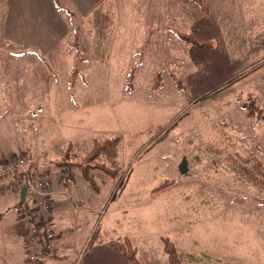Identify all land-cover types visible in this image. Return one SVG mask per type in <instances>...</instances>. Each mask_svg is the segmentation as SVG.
Segmentation results:
<instances>
[{"label":"rangeland","instance_id":"obj_1","mask_svg":"<svg viewBox=\"0 0 264 264\" xmlns=\"http://www.w3.org/2000/svg\"><path fill=\"white\" fill-rule=\"evenodd\" d=\"M103 1L87 17L84 2L0 0V162L26 158L30 174L74 179L67 199L95 209L79 236L128 239L139 264H168L164 238L180 264H264V119L248 114L251 105L264 114V50L250 52L264 37V0ZM202 17L256 69L199 100L187 82L189 45L176 33ZM113 137L118 176L94 170L89 186L81 158L94 139ZM68 143L64 170L56 164ZM244 161L261 165L257 185L234 164ZM19 193L0 201L3 228L22 220ZM6 237L0 264H30L23 236Z\"/></svg>","mask_w":264,"mask_h":264},{"label":"trees","instance_id":"obj_2","mask_svg":"<svg viewBox=\"0 0 264 264\" xmlns=\"http://www.w3.org/2000/svg\"><path fill=\"white\" fill-rule=\"evenodd\" d=\"M176 34L181 41L189 45L188 54L195 70L188 76L187 82L189 83L192 96L194 98L197 97L196 99L204 100L213 97L215 94L230 87L256 69H249L246 71V63L240 58H233L230 55L224 42L220 24L212 17L199 18L193 22L189 32H177ZM256 42L258 41L256 40ZM262 50H264V45L261 42L260 45H255V48H251L250 52L259 53ZM255 111H258V118L264 119V114L260 110L255 109L254 105H251L248 114L250 116L255 115ZM118 145V137L102 141L93 140L91 150L81 158V162L84 166L82 167L80 165L82 176L84 177L83 179L89 186L94 184V178L91 174L94 170L101 171L110 179L117 178L120 169L115 164ZM72 149L73 144L68 143L60 161L56 164L58 168L71 170L69 167L73 166V164L69 162V159L73 158ZM234 164H236L242 174L253 181L254 185H257L253 172L259 171L261 167L259 163L248 165L247 162L244 161L242 163L234 162ZM70 178H72V174H70L67 179ZM10 180H12L10 182L11 185L26 187L28 189L23 178H14ZM164 186H168V183H165ZM164 186H160L157 190ZM28 204L30 203L26 201H24L23 204H17L22 208V210H18L17 217L23 218L21 212L24 211L26 214L25 217L34 224L39 253L34 262H30L29 259L27 261L30 262V264H47L41 256V254L48 252L44 248L46 241L45 228L47 223H43L39 217H36L35 214L37 210L34 203L32 202L31 205ZM21 222L19 223V228ZM94 235L93 233L88 241L80 256L78 264H139L135 248L132 247L128 239H123L121 241L109 240L105 243L95 242L97 236ZM162 244L169 258L168 264H180L178 253L169 239L164 238Z\"/></svg>","mask_w":264,"mask_h":264},{"label":"crops","instance_id":"obj_3","mask_svg":"<svg viewBox=\"0 0 264 264\" xmlns=\"http://www.w3.org/2000/svg\"><path fill=\"white\" fill-rule=\"evenodd\" d=\"M75 1L76 2H84L82 7H84L83 9L86 12V16L89 17L92 15L94 9H96V7L98 6V3L101 0H73V2H75ZM105 1L106 0H104L103 3H105ZM83 16H85V15H83ZM250 38L251 37L242 38L241 41H243V42L245 41L247 43H250L251 41L258 40L259 37H257V39L253 38L252 40ZM262 43L264 45V37L262 39ZM43 45H44V48L47 46L45 44H43ZM51 180H53V179H51ZM73 180L72 179L64 180L62 178H60V179L57 178V180H53V181L49 182L47 187H46V192L48 194L47 197L50 201L49 224L48 225H49L51 231L54 233V236H55L53 251L47 252L45 254H41L42 259L48 264H64L66 262V257L68 255H73L75 258H77V260L75 261V263H77L78 259L80 258L81 254L83 253L88 241L90 240V238L94 232V230L91 233L88 231L85 236H79V222H80V220L82 222L89 220L88 225H91L90 220H91L92 216L90 217L89 214H92V213L94 214L95 209H94V205H92V204L91 205L87 204L85 206V205H80L81 203H77L75 201V199L74 200L72 199L71 201H69L67 199V197L70 196V191H71V190H69L70 186L68 187L67 184L69 183V181H73ZM11 181L12 180H10V179H6V181L4 182L5 184H2L3 182L0 183V201L4 197H8V196L12 197L13 193L15 191L20 192L21 187L11 185L10 184ZM74 187H75V190L77 191V186L74 185ZM4 194H6V195H4ZM28 200L30 203L28 205H31L32 200H33L32 195L29 192V190L26 188V195H25L24 201H26L28 203ZM16 202H15V204H16ZM6 203H7V205H6V208H7L6 211H7L12 207H10L9 204H11V203L8 202V200H6ZM6 203L4 201V204H6ZM18 203H19V201H18ZM13 204H14V199L12 198V205ZM70 206H71V208H70ZM23 209H26V208H23ZM6 211H5V213H6ZM68 211H69V213H68ZM15 217L16 216H11V221H9L6 226L3 225L4 228L0 226V233H2V236H4V237H6V236H19V237H21V235L18 234L19 233V229H18L19 226H17V228L15 229V222H14ZM93 218H94V216L92 217L91 222L93 221ZM3 219H5L4 215L1 216L0 223H2L1 221ZM74 224H75V228H74V231H72L71 228H69L68 226L71 225V227H73ZM67 227H68V229H67ZM17 229H18V232H17ZM65 229H67V231ZM70 233H74V235L71 236ZM68 235H70V236H68ZM99 236H101V235H99ZM20 239H22L23 244H22V242H20V243H21L22 247H24V245H26V243L22 237ZM49 256H51V257L49 258ZM46 257L49 259L47 260Z\"/></svg>","mask_w":264,"mask_h":264},{"label":"built area","instance_id":"obj_4","mask_svg":"<svg viewBox=\"0 0 264 264\" xmlns=\"http://www.w3.org/2000/svg\"><path fill=\"white\" fill-rule=\"evenodd\" d=\"M55 173L52 174H30L29 162L26 158L13 157L0 162V181L4 179L23 178L27 184L29 192L32 195V202L37 210L36 217L40 218L43 223H47L45 228L46 241L44 248L46 251L51 252L54 248V233L51 231L49 224V205L50 201L47 197L46 187L50 180L55 177ZM60 179L61 175L57 174ZM23 216L22 222L19 228V234L23 236L28 248V259L30 262H34L37 259L39 253V247L37 244V234L35 232L34 224L30 222L24 211L21 212Z\"/></svg>","mask_w":264,"mask_h":264},{"label":"water","instance_id":"obj_5","mask_svg":"<svg viewBox=\"0 0 264 264\" xmlns=\"http://www.w3.org/2000/svg\"><path fill=\"white\" fill-rule=\"evenodd\" d=\"M179 171L181 174H185L187 171V167H186V162L185 160H183L181 162V164L179 165ZM26 195V188L25 187H21L20 188V193H19V203L23 204L24 203V198Z\"/></svg>","mask_w":264,"mask_h":264}]
</instances>
